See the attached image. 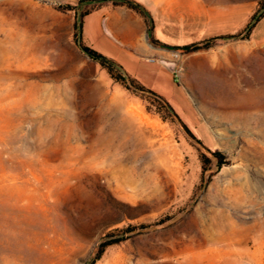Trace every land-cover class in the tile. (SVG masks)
<instances>
[{
  "label": "rangeland",
  "instance_id": "obj_1",
  "mask_svg": "<svg viewBox=\"0 0 264 264\" xmlns=\"http://www.w3.org/2000/svg\"><path fill=\"white\" fill-rule=\"evenodd\" d=\"M79 3L0 0V264H188L225 208L220 258L203 264H264V47L166 49L176 77L151 91L179 122L81 50Z\"/></svg>",
  "mask_w": 264,
  "mask_h": 264
},
{
  "label": "crops",
  "instance_id": "obj_2",
  "mask_svg": "<svg viewBox=\"0 0 264 264\" xmlns=\"http://www.w3.org/2000/svg\"><path fill=\"white\" fill-rule=\"evenodd\" d=\"M130 1L140 5L149 18L127 6L106 3L84 17L83 41L89 48L121 63L132 79L154 91L162 76L176 77L175 71H170L161 61H176L173 52L151 44L150 24L155 41L181 48L244 33L258 8L254 1L226 4L208 0ZM262 24L264 16L255 24L248 39L236 41H247L254 48L264 47ZM184 97L189 100L186 93ZM166 100L181 110L174 98Z\"/></svg>",
  "mask_w": 264,
  "mask_h": 264
},
{
  "label": "trees",
  "instance_id": "obj_3",
  "mask_svg": "<svg viewBox=\"0 0 264 264\" xmlns=\"http://www.w3.org/2000/svg\"><path fill=\"white\" fill-rule=\"evenodd\" d=\"M85 2V0H80V3L77 7H73V6H67L66 9L68 10H75L77 13V19L75 22V39L76 42L78 44V46L81 48V50L87 55L89 56V58H91L92 60L100 63L103 67L108 68L110 70L115 69L119 72V80L122 81L123 83H125L126 87L129 89H133L134 91L138 92V93H142L144 95H148L152 98H154L159 104H161L171 115H173V117L178 120L180 122L179 117L177 116V114L175 113L173 107L170 105V103L163 98L162 96L154 93L151 90L146 89L144 86H142L140 83H138L136 80L132 79L124 70V68L122 66H120L118 63H116L115 61H113L112 59H109L108 57L104 56L103 54L89 48V47H85L82 44V39H83V18L86 16V14H81L79 13V7ZM98 2L101 3H106V2H112L115 6H127L130 9H133L135 11H137L138 13L142 14L143 16H145L146 18H149L148 13H146V11L138 4L134 3L133 1L130 0H98ZM264 16V9L259 10L258 12H256V14L254 15L252 22L248 25L247 29L244 31V33L242 34H238L235 36H230V37H226L223 39H214V40H210V41H205L202 43H196L190 46H186V47H169L163 44L158 43L157 41H155L152 36H151V30H152V26L150 24V42L151 44H153L154 46H158L161 48H165V49H170V50H175L178 51L180 53H191V52H197L203 49H209L212 47V44L214 42L217 41H221V42H228V41H236V40H245L248 39L250 36V33L253 29V27L255 26V24L259 21V19L261 17ZM199 142V141H198ZM200 143V142H199ZM207 150V149H206ZM208 151V150H207ZM210 154H212L215 158H218L219 154H215V153H211L209 151ZM150 227H143V230H147ZM110 243H104L103 245H101V248L99 250V255L103 252V248H105L107 245H109Z\"/></svg>",
  "mask_w": 264,
  "mask_h": 264
},
{
  "label": "bare ground",
  "instance_id": "obj_4",
  "mask_svg": "<svg viewBox=\"0 0 264 264\" xmlns=\"http://www.w3.org/2000/svg\"><path fill=\"white\" fill-rule=\"evenodd\" d=\"M207 91L210 92L209 95H206L209 99L221 95L226 101L233 98L232 91H227L222 87L217 88L212 86ZM210 105L214 107L220 106L214 103H210ZM229 220H231V216L227 208L220 211V213H217L215 210L208 211L200 229L197 230L199 233L198 247L190 251L189 255L183 256L182 261L188 264H203L205 261H210L212 259L218 260L221 255L220 247L223 242V235L229 227H232V222L230 223Z\"/></svg>",
  "mask_w": 264,
  "mask_h": 264
},
{
  "label": "water",
  "instance_id": "obj_5",
  "mask_svg": "<svg viewBox=\"0 0 264 264\" xmlns=\"http://www.w3.org/2000/svg\"><path fill=\"white\" fill-rule=\"evenodd\" d=\"M163 65H165L170 71L174 72L176 69V63L168 62V61H161Z\"/></svg>",
  "mask_w": 264,
  "mask_h": 264
}]
</instances>
